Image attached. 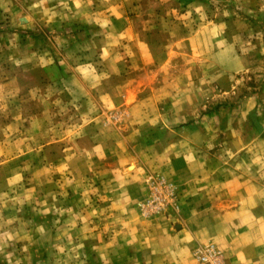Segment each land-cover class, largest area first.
<instances>
[{
    "label": "crops",
    "instance_id": "obj_1",
    "mask_svg": "<svg viewBox=\"0 0 264 264\" xmlns=\"http://www.w3.org/2000/svg\"><path fill=\"white\" fill-rule=\"evenodd\" d=\"M214 2L0 0L8 25L72 27L55 39L12 34L23 45L11 50L16 81L42 67L47 80L72 77L64 86L79 95L57 147L61 163L46 168L62 173V224L31 228L30 235L53 240L44 244L16 243V226L0 228V264L5 256L24 264L12 242L61 250L68 264H197L194 249L210 243L226 264H264V98L204 109L215 76L224 81L232 73L230 5L257 10L264 0H222V9ZM54 41L67 44L61 67L48 49ZM40 42L47 43L41 50ZM234 63L233 71L242 68ZM104 109H119L122 123L103 127ZM19 155L15 165L0 162V189L22 182L27 165H18ZM28 166L36 198L39 165ZM146 175L174 187L177 208L145 214Z\"/></svg>",
    "mask_w": 264,
    "mask_h": 264
},
{
    "label": "rangeland",
    "instance_id": "obj_2",
    "mask_svg": "<svg viewBox=\"0 0 264 264\" xmlns=\"http://www.w3.org/2000/svg\"><path fill=\"white\" fill-rule=\"evenodd\" d=\"M214 3L219 9H222V0H215ZM230 6L231 17H224V20L230 22L225 26V32L228 34L225 35V38L231 35L232 41L227 43L225 41V52L230 51L229 60L232 73L229 79L225 78L224 81L215 76L211 85L213 89L212 96L209 98L211 102L206 103L204 109L215 107L218 102L233 105L238 99L250 97L260 100L264 98V4H260L257 10L253 7L240 10L234 7L235 3ZM216 14H219L217 19L222 20V10ZM8 24L3 16L0 19V78H3L0 79V162L12 158L7 165H15L14 154L18 152L20 153L18 165H27V168L22 173L20 185H15L7 190L0 189V228L8 229L11 226L12 228L16 226L19 229L16 236L13 235L14 239L16 238V243L21 244V241L26 242L27 238H32L44 244L53 242V240L41 232L38 233V237L35 234L30 235V231L36 224L39 227L48 226L49 228L62 224L63 210L66 205L61 187L62 173L52 171L54 172L52 174L46 171V168L47 165L61 163L62 155L57 147L63 144L62 133L73 122L71 117L74 113L78 112L74 108L73 102L79 95L77 91H70L71 94H69L64 86V83H70V80H73L72 77L70 79L68 75L65 77L62 75L47 80L42 75V67L32 73L23 72L16 81L11 50L23 45H20V42L12 41L10 36L16 33L19 36L36 33L45 34L51 39L53 37L54 39L62 38V34L68 33L72 27H64L56 21L54 29L49 27L47 32V28L39 25L28 24L22 27L21 25ZM234 36H238L239 39L233 40ZM16 44L17 47H15ZM46 45V42H40V50ZM66 45V43L55 41L48 42V49L55 52L53 63H58L60 67ZM216 58L225 60L221 56ZM235 60L240 66L242 65V68L233 71L236 68ZM11 73L12 77L9 80L12 82L4 80L8 79L6 76ZM33 88L39 89V92L37 91L39 95L31 99L36 92ZM114 111L103 110L100 122L103 127L119 126L122 123L119 109ZM32 146H36V149L31 151ZM31 152L33 154H30ZM28 165H39V172L35 175L38 180L37 186L33 190L34 193L36 192V198H34V194H31L30 178L32 176ZM148 175H146L147 179L157 178L153 175L148 177ZM12 243V252L17 253V257H20V261L24 264L26 259L31 264L66 263L61 250H50L46 246H40L35 250L21 249L19 246L15 249V242ZM10 258V256H5L1 259L7 261L5 264H12ZM72 258L75 260L78 257Z\"/></svg>",
    "mask_w": 264,
    "mask_h": 264
},
{
    "label": "built area",
    "instance_id": "obj_3",
    "mask_svg": "<svg viewBox=\"0 0 264 264\" xmlns=\"http://www.w3.org/2000/svg\"><path fill=\"white\" fill-rule=\"evenodd\" d=\"M150 194L142 203L145 214L164 211L167 207H176L175 189L160 178H149ZM197 264H226L221 252L213 244L197 246L193 253Z\"/></svg>",
    "mask_w": 264,
    "mask_h": 264
}]
</instances>
